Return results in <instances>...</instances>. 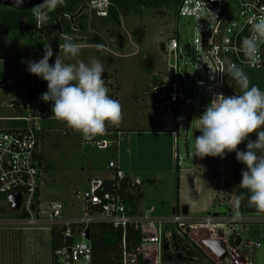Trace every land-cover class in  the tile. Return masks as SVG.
<instances>
[{"label": "built area", "instance_id": "2783aa9c", "mask_svg": "<svg viewBox=\"0 0 264 264\" xmlns=\"http://www.w3.org/2000/svg\"><path fill=\"white\" fill-rule=\"evenodd\" d=\"M96 13L107 16L106 9H98ZM264 14V0H180L176 8L179 18H187L194 22V36L188 44L189 52H185L178 37H171L164 45L166 56V70L162 78L155 80L149 90L150 100L156 106L165 122L172 124L175 143L181 135L179 115L187 118L189 130L194 124V134L200 135L198 130V117L214 98V93L231 96L239 93L234 82L226 73L228 63L242 67L243 71H256L264 67V46L260 50V60L249 64L239 46L243 37L249 35L248 19L254 15ZM186 54L187 58H184ZM1 63L5 60L1 59ZM28 90L31 89L34 98L19 105L16 101L8 104L12 109H19L13 116H0V196L6 207L11 208L8 197L11 194L21 195L19 211L28 219L32 226L39 224V215H44L49 223L48 229L56 226H65L62 232L63 244L53 250L52 264H91L92 247L89 240L84 237L85 230L93 222H106L115 228L124 230L122 264H136L139 257L146 256L144 251L149 246L158 250L162 245V235L166 223L174 225L181 233L190 234L196 228L207 229L213 232L210 239L221 240L228 253L223 260L217 259V264H252L243 254V249L232 248L228 237L221 235L224 230L219 224H212L215 218L207 217L203 223H192L180 212H174L169 220L153 218L149 214L154 208L146 212L134 211L125 197L127 192L138 189L143 181L137 176H131L120 169L116 161L108 162L107 168L112 172L105 178H94L91 188L84 192H75L84 205V216L75 221L61 223L63 218V205L52 203L47 209L39 204L40 186L45 180V165L43 162V141L46 125L53 120L49 103L40 99L42 93L47 91V82L37 76L27 81ZM14 84V80L6 78L0 80V89L7 90ZM25 104V106H24ZM188 111L195 114L193 119ZM187 134V132H186ZM185 137H187L185 135ZM188 145V139H185ZM109 143L102 140L98 148L106 149ZM177 165L182 166V157L175 152ZM106 183L110 189H106ZM218 204L224 208L226 217L235 224L238 204L235 196L228 188L219 192ZM2 208V204H0ZM7 218H1L0 230L7 228ZM133 227L141 234V240L132 253L125 250V230ZM217 228V231L215 230ZM232 230H235L232 226ZM75 238L72 242L69 239ZM258 242H248L245 247L250 252L253 247H261Z\"/></svg>", "mask_w": 264, "mask_h": 264}, {"label": "rangeland", "instance_id": "374dc122", "mask_svg": "<svg viewBox=\"0 0 264 264\" xmlns=\"http://www.w3.org/2000/svg\"><path fill=\"white\" fill-rule=\"evenodd\" d=\"M99 1L81 0V5H78L74 14L54 11L48 22H52L54 26L50 33L45 30L38 33L41 36H36L31 30L11 31L0 37V60H5L4 63L0 62V80L3 76L14 80V84L7 90L0 89V116L18 114L8 104L16 101L22 105L27 98L28 83L25 76L30 73L26 70V62L42 58L44 44L48 43L53 49L51 61L60 51L59 44L64 42L60 34L67 33L78 46L83 45L84 47H79L78 57L66 60V62L75 63L77 60H82L88 63L92 58L99 60L105 69L103 78L108 94L117 100L115 95L120 91L118 100L123 110V120L131 122L144 117V109L153 105L149 90L155 80L162 78L166 70L167 60L163 52L165 43L171 37L176 36L185 52H189L188 44L195 33L194 22L187 18L177 17L173 0L160 7L145 6L142 3L135 4L129 11L120 13L119 21L110 19L108 11L107 16H99L96 13ZM22 20L25 23L35 22L31 15ZM64 21L69 23V31ZM184 58H187L186 54ZM189 115L195 118V114H191L190 111L187 116ZM178 121L181 125L180 154L186 160L187 167L190 168L195 153L194 123L192 122L190 129L186 130L184 127L187 125V118L180 114ZM5 125V122H0V127ZM45 125L47 129L43 141V162L46 175L40 186V207L47 209L52 203H60L64 207L63 216L69 219H79L84 216V205L75 192H84L91 188L93 179L96 177L104 178L111 175L110 171H104L103 167L108 165L110 159L116 158V141H113L114 138L111 137L107 139L110 140L111 146L108 149H99L100 140L105 138L102 135L95 137L91 142H84L80 133L68 128L60 120H53ZM186 138L189 142L188 147L185 144ZM171 179L165 176L163 183L157 189L151 184H144L146 185V198L141 205L143 212L154 206L155 211L149 215L161 220L174 216L176 176H174V184L171 183ZM142 181L144 183V179ZM229 192L233 194L231 190ZM0 204L3 208H0L1 218L12 217L10 209L4 206L5 201ZM220 209L223 211L217 217L213 215L207 217H215L212 224L221 225L224 229L221 235H226L231 247L236 248L235 243L238 240L236 233L240 229L238 227L237 231L232 230L234 224L227 219L224 208L220 207ZM137 210L141 212L139 207ZM180 211L179 208L175 212ZM43 216L39 215L38 219ZM203 222L204 220L198 224ZM5 229H1L0 234L7 231ZM215 230L217 231V228ZM174 231L177 233V241L181 246L174 247L173 245L172 233ZM212 235L213 232L202 228H196L190 234L180 233L174 225L166 223L159 257L162 256V246L166 240L169 247L168 254L190 257L189 253H193L195 255L193 257L197 258L195 262L208 258L217 264V258L203 244V241L210 239ZM12 242L15 240L9 236L8 243ZM185 246L188 248L182 250ZM151 252L156 253L155 247ZM225 264H231V261L227 260Z\"/></svg>", "mask_w": 264, "mask_h": 264}, {"label": "clouds", "instance_id": "9594fccd", "mask_svg": "<svg viewBox=\"0 0 264 264\" xmlns=\"http://www.w3.org/2000/svg\"><path fill=\"white\" fill-rule=\"evenodd\" d=\"M66 3L67 0H42L34 6L32 17L36 27L47 24L51 13ZM23 4L24 0H14L15 7ZM109 5V0H100L98 9L108 11ZM248 24L249 35L242 38L239 49L249 64H255L264 46V14L249 17ZM60 38L64 42L59 44L60 51L52 64L49 61L53 49L48 43L44 44L42 58L26 62V70L47 82V91L40 99L51 102L52 116L80 133L84 142H91L103 135L107 126H119L121 105L108 94L103 64L95 58L88 63L82 60L67 63L66 60L78 57L80 48L67 33H61ZM226 73L239 93L213 94L211 103L198 117L200 135L195 137V153L200 158L223 159L235 152L236 160L245 165L239 187L249 193V206L264 212V90L251 84L237 64L228 63ZM254 132L255 140L249 136ZM241 143H245L246 150L238 148Z\"/></svg>", "mask_w": 264, "mask_h": 264}, {"label": "crops", "instance_id": "0c3cea01", "mask_svg": "<svg viewBox=\"0 0 264 264\" xmlns=\"http://www.w3.org/2000/svg\"><path fill=\"white\" fill-rule=\"evenodd\" d=\"M91 47L93 46L91 45ZM55 58L56 56L49 63L52 64ZM244 72L248 75L251 84L264 90V67L260 70ZM25 77L28 81L36 76L29 74ZM6 78L8 77L3 76L2 80ZM118 92L115 95L117 101H119ZM29 95L27 89L25 101ZM155 107L154 103L152 106H147L144 109V117L136 121L125 122L122 118L119 126H107L102 135L105 138L100 140V142L108 141L110 147V140L107 139L113 137V141H116V158L110 159L109 162L114 160L121 170L131 176H140L144 179V183L140 186L142 193L138 204L140 210L142 202L146 198V185L144 184H151L153 188L157 189L163 183L165 176L172 178L171 183L174 184L177 169L179 170V186L178 190L176 189L173 212L179 208L182 212L183 207L187 206L188 213L185 217L192 223L205 220L209 215L217 217L222 213L223 210L221 211L218 204L219 192L222 188H228L233 192L235 199L239 197V201H236L238 204L235 214L237 221L233 225L235 231L238 227L240 229L236 233L238 240L235 247L243 249V254L252 264H264V212L249 206V193L246 189L239 187L241 170L245 168V165L236 160L235 152L228 153L223 159L211 156L200 158L194 153V161L190 168L187 167L186 160L183 158L182 166L179 167L174 154L175 152L180 154V139L178 143H175L171 129L172 124L165 122ZM14 110L19 113V109ZM156 112L157 114H155ZM249 136L250 139H256L255 132ZM245 143L238 145V148L246 150ZM103 170L110 171L107 166H104ZM110 173L112 172L110 171ZM150 208H154V206ZM141 212L143 211L141 210ZM75 220L78 219H69L63 216L61 223ZM48 226L49 223L43 217L39 218L37 226L30 225L26 218L9 217L7 229H5L7 231L0 234V264H51L53 249L51 230L48 229ZM9 236L13 237L15 242L8 243ZM248 242H258L262 246L253 247L249 252L245 247ZM153 247L155 246L147 247L144 251L146 256H141L144 264H160V262L162 264H210L206 259L195 262L194 260L197 258L190 262H163L156 247V253L151 252Z\"/></svg>", "mask_w": 264, "mask_h": 264}, {"label": "trees", "instance_id": "16d2710c", "mask_svg": "<svg viewBox=\"0 0 264 264\" xmlns=\"http://www.w3.org/2000/svg\"><path fill=\"white\" fill-rule=\"evenodd\" d=\"M171 0H109L110 5L108 8V13L110 19L119 21L120 13H125L129 11L135 4L142 3L145 6L160 7L161 5L169 3ZM176 8L178 7L180 0H173ZM81 3V0H67L66 6L60 7L56 12H66L67 14H73L77 7ZM31 15L32 9L28 10H16L13 8L5 7L0 5V37L11 31H24L31 30L36 36H41L39 32L47 31L52 32L54 26L52 22L42 25L41 27H36L34 21H29L25 23L22 19L26 16ZM108 17V18H109ZM51 18H53L51 16ZM52 20V19H51ZM66 29L69 31V23L64 21ZM34 78V77H33ZM30 80V79H29ZM30 93L29 100L34 98L33 91L28 90ZM25 106V104H24ZM179 186V170L176 171V189ZM106 189H110L109 184L106 183ZM128 204L137 211L138 204L142 198V193L140 187L133 190L132 192H127L125 195ZM2 196H0V201ZM3 209V208H1ZM11 211L12 217L23 218L20 212ZM65 230V226H56L51 230L52 237V249L60 247L63 244L62 232ZM89 230V242L92 247V263L91 264H122V253H123V236L124 230L122 228H115L112 224L106 222H93L88 227ZM174 247L181 246L180 242L177 240V233L174 231L172 233ZM75 238L69 239L72 242ZM141 240V234L138 230L133 227H128L125 230V250L132 253L136 250ZM188 246L182 247V250L187 249ZM169 247L167 241L165 240L162 246V256L161 260L163 262H190L195 257L193 253H189L190 257L184 255H171L168 254ZM205 258V257H204ZM210 264H215L211 259L205 258ZM136 264H144L142 257H139Z\"/></svg>", "mask_w": 264, "mask_h": 264}, {"label": "water", "instance_id": "95a60500", "mask_svg": "<svg viewBox=\"0 0 264 264\" xmlns=\"http://www.w3.org/2000/svg\"><path fill=\"white\" fill-rule=\"evenodd\" d=\"M42 3V0H24V4L20 7H15L14 0H0V5L13 8L16 10H28L32 9L34 6L39 5ZM8 203L10 204L11 208L15 211H19L21 206V195L18 193L11 194L8 197ZM175 212V211H174ZM182 213L186 215L188 213L187 206H184L182 209ZM84 237L89 240V230L88 228L84 232ZM203 244L213 255L219 259L223 260L226 257H228V253L225 249V245L221 240H215V239H207L203 241ZM181 256V255H180Z\"/></svg>", "mask_w": 264, "mask_h": 264}, {"label": "flooded vegetation", "instance_id": "af4514ba", "mask_svg": "<svg viewBox=\"0 0 264 264\" xmlns=\"http://www.w3.org/2000/svg\"><path fill=\"white\" fill-rule=\"evenodd\" d=\"M80 5H81V4L79 3V6H80ZM75 12H76V11H75ZM75 12H74V13H75ZM74 13H73V14H74Z\"/></svg>", "mask_w": 264, "mask_h": 264}]
</instances>
